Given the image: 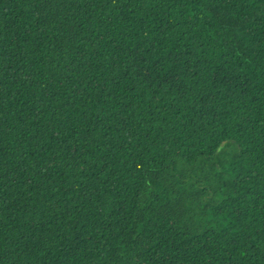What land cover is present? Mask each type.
Returning a JSON list of instances; mask_svg holds the SVG:
<instances>
[{
  "label": "trees",
  "instance_id": "obj_1",
  "mask_svg": "<svg viewBox=\"0 0 264 264\" xmlns=\"http://www.w3.org/2000/svg\"><path fill=\"white\" fill-rule=\"evenodd\" d=\"M0 264H264V0H0Z\"/></svg>",
  "mask_w": 264,
  "mask_h": 264
}]
</instances>
